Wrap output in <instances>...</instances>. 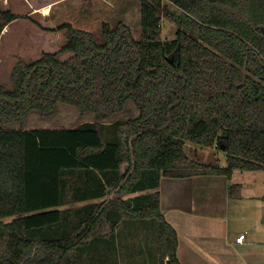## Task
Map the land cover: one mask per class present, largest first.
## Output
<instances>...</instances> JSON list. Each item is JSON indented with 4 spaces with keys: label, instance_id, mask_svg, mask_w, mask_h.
Wrapping results in <instances>:
<instances>
[{
    "label": "trees",
    "instance_id": "16d2710c",
    "mask_svg": "<svg viewBox=\"0 0 264 264\" xmlns=\"http://www.w3.org/2000/svg\"><path fill=\"white\" fill-rule=\"evenodd\" d=\"M140 1L139 39L123 22L104 23L103 43L64 22L55 28L65 30L59 51L32 61L19 57L12 86L0 84V264H82L83 245L123 216L159 221L160 263L181 264L177 230L161 208L162 176L264 171V0ZM164 2L176 8L180 27L173 39L162 36ZM20 17L0 0V39ZM64 52L73 54L60 59ZM129 102L137 117L101 123ZM59 103L94 112L96 122L68 129L5 126L25 123L33 110L52 116ZM188 141L224 151L227 164L188 155ZM96 170L112 174L95 183L98 192L118 195L59 209L71 199L66 177L77 172L85 194L76 198H90ZM242 190L233 183L228 194L239 198ZM133 193L139 194L123 198Z\"/></svg>",
    "mask_w": 264,
    "mask_h": 264
},
{
    "label": "crops",
    "instance_id": "0c3cea01",
    "mask_svg": "<svg viewBox=\"0 0 264 264\" xmlns=\"http://www.w3.org/2000/svg\"><path fill=\"white\" fill-rule=\"evenodd\" d=\"M15 21L17 19L5 27L0 43L8 37L10 25ZM130 103L134 104L129 102L123 111L104 119L101 123L105 125L118 119L127 120L130 117H137L140 113L137 107L138 114L128 115ZM59 107L55 114L46 119H41L38 113L29 115L23 128L68 129L86 122H96V114L92 111L82 112L80 108L67 105L62 109ZM79 115L83 116V120L74 125ZM237 170L233 172L232 178H227L225 175L162 176L158 188L161 208L166 219L177 230V253L181 264H250V262L253 264L252 258L255 261L258 259L256 246L262 242L255 236L249 237L248 230L240 229L236 231L235 237L237 238L241 233H245L246 237L242 242H237L233 237L235 227L231 226V222L232 214L247 209L248 201L244 199L249 198L255 200L256 213L261 214L260 219L253 225L261 226L260 222L264 223V192L247 190L241 183L243 184L241 197L231 198L228 194L229 186L234 183L233 178ZM90 174L93 177L88 182L86 192L90 198L85 199L76 198L85 194L84 191L79 190L80 182H76L78 173L65 176L70 184L65 187L64 194L67 199H71L59 209L70 208L75 211L85 205L118 195L115 191L101 195V189L99 188L98 192L95 188V183L102 181L105 184L110 181L112 174L105 177L99 170ZM92 184L94 186H91ZM95 193L98 195L92 196ZM137 194L139 193L123 195V198L127 199ZM241 218L245 219L246 216L242 214ZM102 229L100 237L90 239L78 252L82 264H161L158 252L159 221L156 219L123 216L115 226L106 223ZM252 230L256 231V229ZM240 254L244 255L246 261ZM247 255H250L249 259L246 258Z\"/></svg>",
    "mask_w": 264,
    "mask_h": 264
},
{
    "label": "rangeland",
    "instance_id": "374dc122",
    "mask_svg": "<svg viewBox=\"0 0 264 264\" xmlns=\"http://www.w3.org/2000/svg\"><path fill=\"white\" fill-rule=\"evenodd\" d=\"M3 6L22 15L10 25L8 37L0 43V84L8 88L12 86V67L19 57H23L26 61H32L39 58L44 51H59L66 39L65 30H55V28L64 22H71L75 27L92 32L100 43L105 41L104 23H108L111 28H116L120 22H123L131 28L135 38L139 39L141 35L140 0H3ZM46 6L50 7L49 13L46 12ZM175 9V6L170 2H164L161 6L160 16L164 39L175 38L176 31L180 27L172 16ZM72 54V52H64L60 53L58 57L64 60ZM59 104L60 109L65 105L78 108L65 103ZM136 110V106L130 103L127 113L128 115H136L138 114ZM131 111L133 112L131 113ZM39 112L34 110L29 115L38 113L41 119L47 118ZM82 120L83 116L79 115L73 124L75 125ZM25 124L26 122H12L5 124V126L23 128ZM185 149L188 155L201 161L218 163L223 166L227 164L226 153L216 147H202L188 141ZM233 180L234 183H243L247 190L254 189L257 192H264L263 170L238 169ZM244 200L248 201L247 209L232 214L231 226L235 227L233 237L236 238V231L239 229L248 230L249 237H257L262 244L256 246L258 259L255 261L252 258L253 264H264V223L260 222L261 226L253 225L256 220L260 219L261 214L256 213L255 200L249 198ZM242 214L246 216L245 219L241 218ZM251 228L256 229V231ZM239 251L244 254L241 249ZM242 254L240 255L246 261ZM246 258L249 259L250 255H247Z\"/></svg>",
    "mask_w": 264,
    "mask_h": 264
},
{
    "label": "built area",
    "instance_id": "2783aa9c",
    "mask_svg": "<svg viewBox=\"0 0 264 264\" xmlns=\"http://www.w3.org/2000/svg\"><path fill=\"white\" fill-rule=\"evenodd\" d=\"M246 237V234L245 233H241L237 238H236V241L237 242H242Z\"/></svg>",
    "mask_w": 264,
    "mask_h": 264
},
{
    "label": "bare ground",
    "instance_id": "6f19581e",
    "mask_svg": "<svg viewBox=\"0 0 264 264\" xmlns=\"http://www.w3.org/2000/svg\"><path fill=\"white\" fill-rule=\"evenodd\" d=\"M47 7V6H46ZM46 12H50V7H47V11Z\"/></svg>",
    "mask_w": 264,
    "mask_h": 264
}]
</instances>
